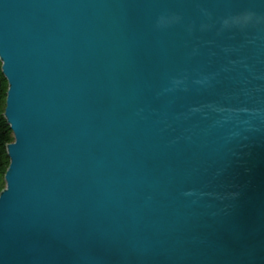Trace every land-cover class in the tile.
<instances>
[{
	"label": "water",
	"instance_id": "1",
	"mask_svg": "<svg viewBox=\"0 0 264 264\" xmlns=\"http://www.w3.org/2000/svg\"><path fill=\"white\" fill-rule=\"evenodd\" d=\"M0 264H264V0H0Z\"/></svg>",
	"mask_w": 264,
	"mask_h": 264
},
{
	"label": "trees",
	"instance_id": "2",
	"mask_svg": "<svg viewBox=\"0 0 264 264\" xmlns=\"http://www.w3.org/2000/svg\"><path fill=\"white\" fill-rule=\"evenodd\" d=\"M7 88V80L2 73L0 61V191L5 186L4 174L9 164L6 144L14 140L12 130L4 116Z\"/></svg>",
	"mask_w": 264,
	"mask_h": 264
}]
</instances>
